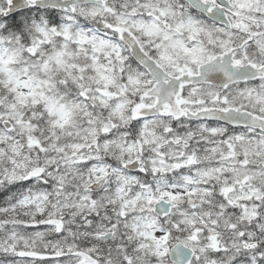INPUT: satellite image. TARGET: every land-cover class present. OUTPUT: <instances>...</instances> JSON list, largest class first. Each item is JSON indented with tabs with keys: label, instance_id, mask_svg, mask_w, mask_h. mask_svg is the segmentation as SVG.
I'll list each match as a JSON object with an SVG mask.
<instances>
[{
	"label": "clouds",
	"instance_id": "clouds-1",
	"mask_svg": "<svg viewBox=\"0 0 264 264\" xmlns=\"http://www.w3.org/2000/svg\"><path fill=\"white\" fill-rule=\"evenodd\" d=\"M0 264H264V0H0Z\"/></svg>",
	"mask_w": 264,
	"mask_h": 264
},
{
	"label": "snow or ice",
	"instance_id": "snow-or-ice-1",
	"mask_svg": "<svg viewBox=\"0 0 264 264\" xmlns=\"http://www.w3.org/2000/svg\"><path fill=\"white\" fill-rule=\"evenodd\" d=\"M41 259H45V258L41 257Z\"/></svg>",
	"mask_w": 264,
	"mask_h": 264
}]
</instances>
